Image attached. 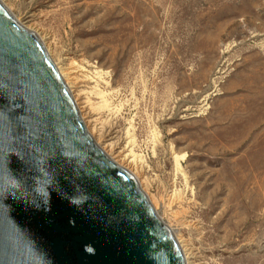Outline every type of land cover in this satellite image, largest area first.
I'll return each mask as SVG.
<instances>
[{"label":"rangeland","instance_id":"obj_1","mask_svg":"<svg viewBox=\"0 0 264 264\" xmlns=\"http://www.w3.org/2000/svg\"><path fill=\"white\" fill-rule=\"evenodd\" d=\"M3 1L192 260L264 264V0Z\"/></svg>","mask_w":264,"mask_h":264},{"label":"water","instance_id":"obj_2","mask_svg":"<svg viewBox=\"0 0 264 264\" xmlns=\"http://www.w3.org/2000/svg\"><path fill=\"white\" fill-rule=\"evenodd\" d=\"M0 264H186L138 180L86 130L39 37L1 1Z\"/></svg>","mask_w":264,"mask_h":264},{"label":"bare ground","instance_id":"obj_3","mask_svg":"<svg viewBox=\"0 0 264 264\" xmlns=\"http://www.w3.org/2000/svg\"><path fill=\"white\" fill-rule=\"evenodd\" d=\"M0 1L6 6V4L4 3L3 0H0ZM35 34L37 35V33H35ZM37 36L39 37V39L43 43V38L40 37L39 35H37ZM43 45H44L46 51L49 53L50 51H49L48 45L46 46L44 43H43ZM50 58L53 60L56 68L58 69V72H59L60 76L62 77L65 85L68 87V89H69V91L71 93V96H72V98H73V100L75 102V105H76L77 111L79 113V116H80V118H81V120H82L85 128H88V126H89L88 123L91 122L92 120L91 121H85L84 118L86 116L87 117H92L91 108H90V106H89V104H88L85 96H83V94L81 93V91H78V93L76 95H73V93H72V91H73L72 90V87H74L73 89H75V88H78L79 89L78 84L80 83V81L78 80L79 78L76 75L77 74V71H75L71 67L63 68L61 66H58L57 63L55 62V60L52 58V56H50ZM81 82H84V81L81 80ZM78 100H81V101L79 102ZM87 131H89V129ZM89 134L92 137V139L95 141V143L97 144V146L100 148V150L104 154H106L119 167L123 168L121 166V164H119L118 160L115 159V157H119L120 158V161H122V162L124 161V162H127L129 164L132 163L135 160L134 156H131L130 153H124V152L122 153V152H119V153H117L115 155V157L111 156V154H109L107 152V150L105 149V147H103V146H101L99 144V141L97 139H95V137L93 136V134L91 132ZM123 169H125V168H123ZM125 170H127V169H125ZM177 243H178V245L180 247V250H181V252L183 254V257L185 259V263L186 264H197L195 261L192 260V258H193V252L191 251V249L186 244H184V242L182 243L181 240H177Z\"/></svg>","mask_w":264,"mask_h":264}]
</instances>
